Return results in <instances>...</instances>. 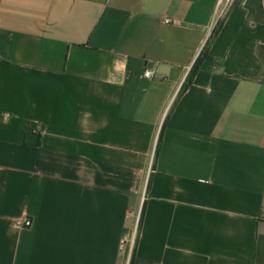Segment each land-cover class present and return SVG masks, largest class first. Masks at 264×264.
Returning a JSON list of instances; mask_svg holds the SVG:
<instances>
[{"label":"crops","instance_id":"0c3cea01","mask_svg":"<svg viewBox=\"0 0 264 264\" xmlns=\"http://www.w3.org/2000/svg\"><path fill=\"white\" fill-rule=\"evenodd\" d=\"M217 1L0 0V264H264V20Z\"/></svg>","mask_w":264,"mask_h":264},{"label":"built area","instance_id":"2783aa9c","mask_svg":"<svg viewBox=\"0 0 264 264\" xmlns=\"http://www.w3.org/2000/svg\"><path fill=\"white\" fill-rule=\"evenodd\" d=\"M235 1L236 0H218L217 1V19H218V21L222 20L225 17V15L228 13L230 8L233 6ZM164 22L169 23L171 21L169 19H164ZM144 76L150 77L151 72L149 70H145ZM31 224H32V220L28 217H24L23 220L21 221V225L24 227H29V226H31ZM127 241H128V239H126L125 237H123L121 239L120 245H119V249L121 251H123L124 248L126 247ZM133 241H134V238L131 239L130 244L128 245V249L129 248L132 249Z\"/></svg>","mask_w":264,"mask_h":264},{"label":"trees","instance_id":"16d2710c","mask_svg":"<svg viewBox=\"0 0 264 264\" xmlns=\"http://www.w3.org/2000/svg\"><path fill=\"white\" fill-rule=\"evenodd\" d=\"M253 1V2H252ZM253 3V8L250 6ZM249 14L253 16L256 20H264V12L261 9L260 0H251L247 3ZM264 49V46L262 47ZM264 83V80H262Z\"/></svg>","mask_w":264,"mask_h":264},{"label":"rangeland","instance_id":"374dc122","mask_svg":"<svg viewBox=\"0 0 264 264\" xmlns=\"http://www.w3.org/2000/svg\"><path fill=\"white\" fill-rule=\"evenodd\" d=\"M261 53H262L263 61H264V51H262ZM261 79L264 80V69H263V73H262Z\"/></svg>","mask_w":264,"mask_h":264}]
</instances>
